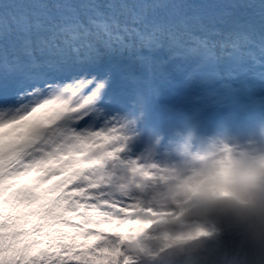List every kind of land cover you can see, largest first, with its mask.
Returning <instances> with one entry per match:
<instances>
[{"label":"snow or ice","instance_id":"obj_1","mask_svg":"<svg viewBox=\"0 0 264 264\" xmlns=\"http://www.w3.org/2000/svg\"><path fill=\"white\" fill-rule=\"evenodd\" d=\"M198 7L165 0L0 3V264H130L106 225L137 210L107 199L104 189L122 153L126 118H146V98L138 94L125 116L94 129L88 121L105 112L112 73H89L105 51L167 42L176 55L199 57L201 67L213 68L221 55L232 61L228 75L242 77L239 86L222 84L225 92L209 94L213 102L233 98L248 79L264 82V62L258 72L242 66L245 57L255 60L254 49L264 57V0L230 5L258 9V37L186 14ZM138 59L150 78L160 70L151 57ZM213 77L220 78L193 69L190 78Z\"/></svg>","mask_w":264,"mask_h":264},{"label":"clouds","instance_id":"obj_2","mask_svg":"<svg viewBox=\"0 0 264 264\" xmlns=\"http://www.w3.org/2000/svg\"><path fill=\"white\" fill-rule=\"evenodd\" d=\"M107 199L137 216L106 227L130 264H264V116L242 130L126 118Z\"/></svg>","mask_w":264,"mask_h":264},{"label":"rangeland","instance_id":"obj_3","mask_svg":"<svg viewBox=\"0 0 264 264\" xmlns=\"http://www.w3.org/2000/svg\"><path fill=\"white\" fill-rule=\"evenodd\" d=\"M218 0H165V2L168 3H194L200 5V7L194 9L196 14L201 15L205 22H208V20H212L215 22V27L221 29L222 31H225L227 29H233L238 24L240 27L238 30L240 31H246V32H252L255 37H258L261 30V20L257 19H249L246 14V7H238V8H232L230 5L232 4H246L249 0H227L226 3H222V5L226 6L225 10H231L233 11L232 14L226 15L223 12V8L221 7L219 10H210V7L217 2ZM255 2L257 1L250 0ZM44 2L53 3L58 2V0H44ZM59 2H63V0H59ZM68 2H73V0H68ZM138 2V0H137ZM254 3V4H255ZM25 5V3L23 4ZM192 9L186 10L187 15H191ZM185 11V10H181ZM190 11V12H189ZM161 15H163V10H161ZM233 22H237L235 26L230 27V24ZM225 25H222V24ZM193 30H199L196 27H193ZM160 52V51H168L171 56V61L162 69L161 72V84L162 88L165 90V92H168L170 94H176L177 90L185 86L190 90V95L192 97H200L199 100H193L189 97V101L196 104L198 102L201 103H209L211 105V110L206 111L203 115H206L209 117H216V116H225L226 114V107L224 105L233 99L235 96H237L239 93L235 94V96L229 100L223 101V102H213L211 99H209V89L210 86L213 84H216L215 77L208 78V79H186L185 78V70L192 66L193 64L197 63L198 68L200 71H210L213 70V68L209 69L208 67H201V60L199 57H192V56H180L174 54V49H171L170 46L167 44V42L159 47L152 50L145 49V48H136L134 47L131 50H125L122 54L116 53V54H110L108 52H104L102 56L100 57L99 63L95 66V70L89 73V76L95 75L97 76V79H103L105 75H107V71L111 70V83L114 84L116 82L120 83V86L124 89V94L121 98V101L118 104V107L113 110V107H102L105 109V112L103 113L104 117L98 124H93L94 129H100L105 126V120L110 119L111 117H123L125 116L126 110L131 109L133 107V91L131 89V83L129 81H126L127 78L123 77L120 78L118 76V72L123 69H128L130 71L136 70L138 71L141 68L142 61L138 59L139 56H143L147 52ZM192 57V58H191ZM198 60V61H196ZM247 61L248 57H245L243 62V67H247ZM224 67L226 69L227 74L229 73L230 69L232 68V61L229 59H226L224 63ZM126 73V72H125ZM229 80L232 79V82H238L240 77L239 75L230 77L228 75ZM129 90V91H128ZM245 90V89H244ZM226 89L222 88V93L225 92ZM215 105V107H214ZM108 127H111V124H108ZM118 127V125H117ZM233 130H242L235 122H232L231 126H229ZM107 134V133H104Z\"/></svg>","mask_w":264,"mask_h":264},{"label":"trees","instance_id":"obj_4","mask_svg":"<svg viewBox=\"0 0 264 264\" xmlns=\"http://www.w3.org/2000/svg\"><path fill=\"white\" fill-rule=\"evenodd\" d=\"M28 1L30 4L36 2V0H28ZM3 2L16 3L20 5L24 4V0H0V3H3Z\"/></svg>","mask_w":264,"mask_h":264},{"label":"bare ground","instance_id":"obj_5","mask_svg":"<svg viewBox=\"0 0 264 264\" xmlns=\"http://www.w3.org/2000/svg\"><path fill=\"white\" fill-rule=\"evenodd\" d=\"M191 99H192V96H191ZM204 106H205V111L204 112L209 111L210 108H211V105H209L208 103H204Z\"/></svg>","mask_w":264,"mask_h":264}]
</instances>
